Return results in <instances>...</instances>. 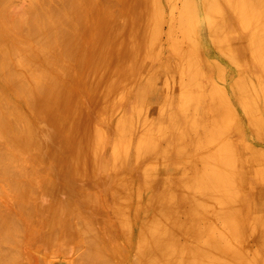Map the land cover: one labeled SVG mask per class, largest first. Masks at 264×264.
<instances>
[{
  "label": "rangeland",
  "instance_id": "374dc122",
  "mask_svg": "<svg viewBox=\"0 0 264 264\" xmlns=\"http://www.w3.org/2000/svg\"><path fill=\"white\" fill-rule=\"evenodd\" d=\"M9 1L7 0V9L11 8L12 10V7H14V9L18 7V10H25L32 2L34 4L35 0H12L14 3L13 5H11L12 2ZM49 1L52 3V0ZM49 1L47 0L48 5ZM94 1L99 7L104 3L102 0ZM131 1L132 0H113L112 3L114 2V4H109L108 11L111 17L108 16L109 19L107 18V20H114L118 14H120V18L123 14V18L118 19L117 24L115 23L117 25V28H115L118 31V27L122 25V22L126 21L125 18L129 15V21H131L130 15H133L131 21L133 23L129 22V25L132 24L131 30L134 31V33H132L130 29H127L128 22H126L125 25L123 23L120 27V29H123L121 30L122 35L119 30L120 35L117 34L118 32H115L116 35H119L116 36L118 38L115 39V36H112L114 38L111 37L107 40L109 44L107 41L104 42L105 44L107 43L108 49L103 43L102 45L104 47H102V45H100L101 41L98 39L100 35L99 32H101L102 29L98 31H94L91 28L86 30V27L82 26L83 30L79 29L81 32H77L78 35H83L80 38L81 41L83 39V43H80L81 50L88 52L93 50L94 52L97 51V53H100L102 48L101 55H103L106 50L105 55L107 59L110 58L109 55L112 56L110 58L111 60H108L110 63L112 61L114 63L111 64L109 68L103 70L102 68L104 66H101V77L99 75V77L97 76L94 78L95 81L93 80L89 83L88 79L90 78L87 76L88 74H86V67H88L87 61L82 62V64L80 62L81 60L77 62V54L71 58L72 60L69 59L70 61H67L68 59L63 60L61 57L58 58L61 60H59L60 63L65 64L67 62L66 64L68 65L61 64V67L51 69V71L49 70V74H53L55 79L66 85L68 83V85L65 86L67 91H69V104H71L69 113L74 111V115L70 114V116L73 115L71 120L75 118L81 120L82 124H78L77 127L81 130H85L89 135L81 149L76 147L77 142L80 141L78 136L73 133L74 136L71 135V133H67L68 130L63 124L60 127L62 130L59 129L61 131H56L55 127L51 125V121L48 122L44 120L45 117L43 113L39 112L40 115H43V117L42 115L39 117V114L28 105L26 106L30 109L23 105L27 104V101L25 100L26 103H22L24 100H21L22 97L20 99V95L19 98L17 97L18 94L11 98V101L14 100L12 103H15L16 107H21L22 113L24 112V122L27 120L25 125H29L28 127H30L25 129L26 126L22 123L24 128L20 126L19 130H27L29 137H32L31 142L27 141L31 147H24L27 143L24 139L25 142L23 141L21 143V145L24 143V146L18 148V145L15 149L13 141L9 139L5 140V137L0 138V143L2 142V144H0V151H5V157L7 156L5 160V164H7L6 173L9 175V172H15L22 175V177L18 178V185H12L10 180L6 177V174L0 177V207L2 210L9 213L12 212L10 214L15 221H19V223L16 222L17 225L14 224V239H16L13 241V246L16 251L14 253L17 254L18 263L80 264L93 255L103 257V254L116 255L117 257L120 255L123 258L124 255L122 254L124 250L125 254L128 248H126L128 245L125 240L126 238L124 236L122 237L124 234H122V232L126 233L123 224L124 221L134 218V220L137 219V223H140L142 220L141 217L145 216V220L149 223V237L154 234L160 239L155 246H153L149 240L147 243L149 245L148 254L150 258L154 257L156 261H158L156 256H161L163 252L166 251V248H172L174 252L172 263L170 260L168 261L169 257L166 258V261H168L167 264H173L175 257L182 253L179 247L185 245L196 248L198 241L205 237L206 232L204 230H210V232L213 233L214 224H216L219 227V229H216L219 230L218 235H220V237L230 238L228 240L233 239L232 241H228L227 238H222L223 241L221 242L222 244H219L220 247L228 249L229 253L234 255V258L239 257L242 264H246L247 262L255 264L253 261L255 262L256 258L262 260L263 262L261 264H264V237L261 238V243L260 234H258V231L264 230V167L257 168L253 164L255 155L248 147L250 143L249 140L252 136L248 130L246 131L244 123L238 126L236 122L237 118V121L240 120L239 117H241L243 113V100L239 89L230 80L229 67L227 66L229 65L233 72L237 70L241 76L253 74L252 83L247 85V89L251 90L252 87L257 89V79L261 77L259 76V64L256 61L253 62V57H249L251 53L249 54L247 42L248 38L251 36L249 34L250 31L246 29V31H243L241 29L243 27L240 21L236 19V15H229L221 0H217L220 7H223V11L221 12L219 9L220 7L217 5L219 7V12L223 13V16L225 14L224 17H221L222 19L224 18L223 20L225 22L223 21V23H225V25L222 24V19L219 14L217 17L219 16L218 18H220L221 21L217 18L215 23H219L220 27L218 28L217 25L215 26L218 30L220 29V31L223 29L226 36L232 39V47L234 46L237 48L235 51L238 52V57H235L234 60L239 64L234 63L239 65L238 67L240 68L235 69L237 66L234 64V66H236L234 68L230 65L227 59L220 55L219 49L214 48L213 45L203 37L202 32L205 25L202 24L201 19H198V14H196L194 18L185 15L182 0H148L150 3H146V0L145 2L144 0H134L135 3L137 2L136 4ZM43 2L47 3L44 0ZM55 2H57V0ZM140 2L141 4H139ZM157 2H159L161 8H159V6L157 7ZM9 3L11 5L10 7ZM38 3L41 4L40 1ZM54 3L51 5H54ZM105 4L108 6V3ZM142 4L146 7H143ZM154 4L155 6H153ZM150 5L153 7L150 8ZM112 6L114 7L111 9ZM155 7L157 10H155ZM114 8L117 11L113 10ZM137 8L141 9V12H136ZM144 8L148 9L146 10ZM144 10H146V12ZM111 11L112 13L114 11L117 13H114L116 15L115 17ZM154 11L158 12L154 13ZM21 12L22 11H20V13ZM144 13L146 14L144 15ZM148 14L152 16L148 17ZM155 14L157 17H155L156 19L153 17ZM143 16H146L145 18L147 19L149 18V21L144 19ZM151 17L153 21L154 19L157 20V25L155 22H153L154 24L151 22ZM121 19H124V21L122 20L121 24L118 26V22L119 20L121 21ZM158 19L161 22L158 21ZM139 20H141L140 24L138 23ZM178 20H181V26H179L180 21L178 23ZM114 21H116V19ZM146 22L149 23L147 24L149 28L146 26L148 29L146 30L147 32H144L143 29H146L144 26ZM154 26H157L156 29ZM128 28L130 27L128 26ZM151 28H154V30L152 29L153 31H149ZM224 28H226V30ZM92 31H94L95 35H93L94 33ZM126 32H131L133 36L131 33L127 34ZM144 33H154L153 36L155 37L145 35V38ZM247 34L250 36L246 37ZM127 35L136 39V42L133 40V42L137 44L133 43L136 47L134 48V45L131 48L135 50L139 47L137 50L139 52H137V54L135 53V55L133 54L134 52L130 53V51H132L130 49L132 45L130 42L132 40L128 38L129 36L127 38L130 40L126 39ZM121 36L122 39L120 40L119 38ZM142 37H144L143 40H147V43L144 41L146 44L143 42ZM111 39H113V41H111ZM245 40L247 42H245ZM115 43L118 47L121 45V48L118 50L114 49L116 46H114ZM143 43L145 49H143ZM222 43L219 44V47L225 50L227 44ZM117 46L116 48H118ZM98 49H100V51ZM198 49L200 50L198 51ZM114 53L118 54V57H115ZM132 55H134V57ZM239 57H241V59ZM115 58H117L116 60L119 64L115 62ZM205 58L209 59V61L204 62L203 59ZM242 58L245 59L246 62ZM127 59H129V61ZM109 62H106V65ZM79 63L81 65H79ZM114 64L115 66L112 68ZM207 64L209 66L211 64L218 69L220 72L219 80L214 79L213 71L209 69L211 66L208 67ZM246 65L249 68H246L248 70L245 69ZM68 66H70V68ZM241 66H243V68ZM59 68L65 69V72L69 69L67 73L68 76L71 75V78L67 77V73L63 74L64 71L62 74H59L61 70L56 73L55 70ZM70 70H73L72 74H69ZM60 75L63 77L66 75V78ZM110 75L112 78H110ZM107 80L109 81L107 82ZM92 85H94V87ZM183 87H188V92L182 91ZM189 88L191 89L189 90ZM119 90L120 92H117ZM84 91H86V93H84ZM13 95L15 94L13 93ZM104 96H106V98H104ZM217 96L226 97L229 105L233 108V126L229 129L226 128L223 123L220 110L214 108L218 106L215 102ZM102 98H104V100ZM263 106L264 104H261L262 113L264 114ZM49 107V105H46L45 108L49 109ZM72 107H76L77 109L75 108V110ZM19 130H13V140L15 132H18L16 133V135L18 134L17 136L21 135L22 137L23 132L20 133ZM1 139L4 140L5 144ZM9 142L14 145L12 149L9 147L11 146ZM4 145L8 147V149ZM222 145L224 147L235 145L237 154L248 161L247 166L244 168H248V166L251 165L249 171H252V173L247 176L246 183H244L248 188V192L246 196H242L239 207L230 221L226 222L225 225H223L225 222H222V224L219 219L218 221L217 219H198L196 214L194 217L189 213L191 209L186 207L184 203L182 204L183 201L181 202L180 200V198L184 197L187 191H189V180H191L192 177L198 178L201 174L206 173V160L212 157V155L214 156L216 153H219L222 150ZM39 148L40 150L38 151ZM10 149L11 151L14 150L11 152ZM33 149L34 151L36 150L35 153ZM13 155L15 157H13ZM203 168L205 170H203ZM126 174L129 175L126 176ZM131 174H133V177ZM100 176H103V179H100ZM131 178L132 180H130ZM98 179L100 181L98 182L100 186H97L96 183ZM111 180L113 181L112 185L109 184ZM237 180L238 184H241L240 176L237 177ZM63 183L65 184L63 185ZM77 184L84 186H79L78 188ZM90 184H92V188H90L91 186L89 187ZM113 185H115V187ZM110 187L112 189H109ZM63 189L64 192H62ZM79 189H81V191H79ZM13 192L14 194H12ZM11 194L14 197H12ZM15 195H17V198ZM1 197L6 198V200ZM136 200L140 202V204ZM17 201L19 204H16ZM54 203L56 204L53 205ZM16 205H18V207ZM132 205H134V207ZM165 205L177 207V210L172 214L171 218H169L166 213ZM187 208L189 212L186 211ZM19 211H22L21 213L24 214L23 217H20L21 214L18 215L20 213ZM123 211L125 213H123ZM128 213L132 215V218ZM16 215H18V218ZM50 215H54V219ZM191 217H194L195 220ZM43 219L44 221L42 223L41 220ZM45 220H48L50 223L45 224ZM36 221L38 222L36 223ZM33 222L35 224H33ZM243 222L245 225L244 230L242 228ZM53 223L55 224L52 225ZM25 224L29 226L26 227ZM42 224L44 226H42ZM192 226L197 231L189 232L188 229ZM23 227H25V229H23ZM43 227L45 230H48L45 231ZM50 227L51 229L53 228L52 231ZM222 230L223 232H221ZM224 233L228 236L224 235ZM113 235L117 238L115 236L113 237ZM200 236L202 237L198 238ZM223 242L227 244V247H225ZM87 244L90 248L87 247ZM122 245L124 247H122ZM114 247L116 249L115 252L113 250ZM117 249L118 252H116ZM77 251L80 252L78 253ZM193 258L195 257L193 256ZM156 261H152L153 264H155ZM159 263H161V260Z\"/></svg>",
  "mask_w": 264,
  "mask_h": 264
},
{
  "label": "bare ground",
  "instance_id": "6f19581e",
  "mask_svg": "<svg viewBox=\"0 0 264 264\" xmlns=\"http://www.w3.org/2000/svg\"><path fill=\"white\" fill-rule=\"evenodd\" d=\"M39 1L41 2V4L38 3ZM39 1L35 0L34 4L32 2V4L28 8H26L25 10L24 9L18 10L19 9L18 7H17V9H14V7H12V10H11V8L7 9V0H0V138L5 137V140L9 139L10 141H13V144L15 146L10 142H9L10 144L8 143L9 145L12 146V147L9 146L11 149L13 148V146H14V149L17 148L18 145H19L18 148H20V146H24V143L21 145V143L24 141V139L26 142L32 141V137L31 136L29 137L28 131L25 130L26 128H30V127H28L29 125L28 126L25 125V122L27 120L24 122V120H25V118L23 116L24 112L22 113L21 107H16L15 103H12L14 100L11 101V98L16 96V94H18V96H17L18 98L20 95V99L22 97V99H21L22 101L23 100L27 101V104H23V105H25V106L28 105L31 109H33L35 112H37L39 114V117L42 115V114L40 115L39 112L43 113L44 117H45L44 120H47L48 122L51 121L52 122L51 125L55 127L56 131L61 129L60 127L63 124L66 127V129L68 130L67 133H71V135L76 134L78 136V139L80 140L79 142H77L76 147L78 149H81L89 135L87 134V132L85 130H81L80 128L77 127L78 124H80L82 122L81 120H77L76 118L72 119L74 121L71 120L72 116L74 115L73 114L74 111H71V113H69V107H71V104H69L70 103L69 91H67V89H66V86L68 85V83L66 85L65 83H62L61 81H58L57 79H55L53 77V74L52 75L49 74L50 73L49 70L51 71V69L61 67L62 65H65L67 63V62L65 64L60 63L61 60L58 58L61 57L63 60L68 59L67 61H70L69 59H71L74 55L76 56V54H77V62L81 60L80 62L82 64V62L87 61L86 63L88 64V67H86L87 73L86 72L85 73L88 74L87 76H89V78H90V79H88L89 83H91L95 77H97V76L99 77V75L101 77L102 76V74H101L102 73V71H101L102 67L101 66L102 65L104 66L102 68L103 70H106L107 68H109L110 65L114 63L113 61L110 63L108 60L112 56L109 55L110 58L107 59V56L105 55V51H106L105 48H104V50H105L104 54L101 55L100 54L102 51L101 47H100L101 51H100V49H98L100 51V53L99 52L97 53V51L94 52L93 50L90 52L81 50L80 49V43H83L82 42L83 39L81 41L80 38L83 35H78L77 32L79 31V29H82V26L83 27L85 26L86 30H89L90 28L94 31H98V30L102 29V31L99 32L101 37H100V35L98 37V39L101 41L100 45H102V43L105 44L104 42L109 40L112 36H115V39L118 38L116 36H119L122 33L121 30H123V29L122 28L120 29V27L123 25V23L125 25V23L128 22L127 24L130 28H128V26H127V29L131 30L132 29L131 23H133L131 21H132L133 15L132 16L130 15L131 21H129V19H130L128 17L129 15L127 16L128 19L124 17L126 19V21H124V19H121V21L119 20L118 26H119V24H121L122 20L124 22H122V25H120L118 27V31H117V29H116L117 28L116 27L117 26L116 25L117 20L120 18H123L122 17L123 14L119 18L120 14H118V16H116L115 14H117V13H115V11L112 13V11H111L113 16L114 17L116 16V18L113 17L114 20L116 19V21H114V20L108 21L107 20L108 16L111 15L110 12L108 11V7H109V4L111 5L113 0H102V1H104V3H102L100 5V7H99V5H97V3L94 0H57V2H55L56 0H54L55 3L52 0V3H54V5H51L52 3L49 0H48L49 5H48L47 0H44L47 3L43 2V0H39ZM150 1L146 0V3H148V2L150 3ZM155 1H159V0H155ZM9 2H12L11 5L14 4L12 0H10ZM131 2L133 3L134 0H132ZM131 2L130 3L128 2V3L132 4ZM144 2H145V0H144ZM221 2L226 7V11L228 12L229 15H231V14L233 16L236 15V19H238L240 21V23L243 27L241 29L243 31H246V30L250 31L249 34L251 36L248 34L246 35V37L250 36V38H248V42L245 40V42H247V46H248L247 48H248L249 54L251 53V55H252V56L249 55V57H253L252 58V60L254 59L253 62L256 61L259 64V73H260L259 76L261 78L257 79V89L255 87H252L251 90L247 89V87H248L247 85L249 83H252V79H253L252 75L253 74L247 75L245 73L246 75L241 76L237 70L233 72L231 70V67L229 65H227V66L229 67L230 80L239 89V92H240V94L242 96V100H243V107H242L243 113H242V116L239 117L240 120L237 121V119H238L237 118L236 122H237L238 126L242 125L244 123L246 126V131L248 130L250 135L252 136V138L249 140L250 143H249L248 147L250 150L253 151V153L255 155V157L253 158V162H254L253 164L257 168L258 167L262 168V166L264 167V114L262 113V109H261V104H264V84H263L264 83V81H263L264 80V78H263L264 77V0H221ZM105 3H108V6ZM157 3H158V5H157V7H158L159 2H157ZM182 3H183L182 6L184 9L185 15L192 16V18H194V17H196V14H198V16H199L198 19H201L202 24L205 25V28L203 29V32H202L203 37L211 45H213L214 48L219 49L220 55L222 57L226 58L230 65H232L234 68L236 66L238 67L239 65H237V64H239V63L235 62V60H234L235 57L236 58L238 57V52L235 51V50H237V48L234 46L232 47V45H231L232 39H230L228 36H226V33L223 29H221V31H220V29L219 30L217 29V27L218 28L220 27L218 21H217L218 24L215 23L219 16H220V18L225 16V14L223 16V13L219 12V9L221 12L223 11V9H222L223 7H220L218 1L217 0H182ZM38 4H40V5H38ZM113 4H114V2L112 3V5ZM139 4H141V2ZM11 5L9 3V7ZM55 5H57V6H55ZM142 5H143V7L145 6L144 4H142ZM212 5L215 7V9ZM153 6H155V4ZM153 6L150 5V8ZM19 7H21V6H19ZM113 7L114 6H112L111 9ZM134 7H135V5H134ZM21 8H24V7H21ZM159 8H161V7L159 6ZM159 8H158V10H159ZM13 9H14V11H13ZM127 9H128V7H127ZM130 9H131V7H130ZM144 9H146V8H144ZM7 10H9V11H7ZM113 10H116V9L114 8ZM146 10H144V11L146 12ZM155 10H157V8ZM20 11H22L21 12L22 14L20 13ZM138 11L141 12V9L137 8L136 12H138ZM15 12L20 13V14H17ZM127 12H128V10H127ZM155 12H158V11H154V13ZM12 13H14V14H12ZM149 13H150V10H149ZM126 14H129V13H126ZM145 14L146 13H144V15ZM152 14H153V12H152ZM139 15H140V13H139ZM217 15H219V16L217 17ZM150 16H152V15L150 14ZM150 16L148 14V17H150ZM145 17L143 16L144 19H147ZM153 17L155 18L156 14ZM220 18H218V19L220 20ZM151 19L150 20L152 23L157 22V20H155V19L153 21L152 17H151ZM223 19H222V24L225 25V23H223V21H224ZM227 19H225V20H227ZM140 21L141 20H139V22H138L139 24H140ZM147 21H149V18L147 19ZM158 21H160V20L158 19ZM179 21H180V25L179 24L178 25L181 26V24H182L181 20H178V23H179ZM129 22H131L130 23L131 25H129ZM139 24H138V27H139ZM147 24H149V23L146 22V24L145 25L143 24V25L145 27L147 26L149 28V26ZM157 24L158 23H156V25ZM215 25H217V27ZM229 25H231V24H229ZM134 26H135V24H134ZM144 26H142V27H144ZM147 27H146V29H143L144 32L148 29ZM154 27L156 29L157 26H154ZM152 29L154 30V28H151V29H149V31H153ZM224 29L226 30V28H224ZM119 30H120V34H119ZM94 31H92V32L94 33ZM79 32H81V31H79ZM115 32L116 33L118 32L117 34H119V35H116ZM130 33L131 32H129L127 34H130ZM132 33H134V31H132ZM93 35H95V33ZM145 35H151V37H155V36H153L154 33L153 34L152 33L151 34L150 33H148V34L144 33V36ZM132 36H133V34H132ZM127 37L132 40L130 42V43H132L131 46L128 43L130 46V49H131L136 44L135 43L136 39L135 38L133 39V37H130V35H127L126 39H128ZM147 37H150V36H147ZM112 38H114V37H112ZM143 38L144 37H142V40H143ZM145 38H146V36H145ZM187 38H188V36H187ZM119 39L121 40L122 36ZM130 39H128V40H130ZM133 40L135 42H133ZM111 41H113V39H111ZM117 41H116V43H117ZM144 41H146V43H147V40L144 39L143 42ZM153 42H154V40H153ZM222 42L224 44H227L226 45L227 48L225 50L223 48L219 47V44ZM116 43L114 44V46L115 45L117 46ZM119 43H121V42H119ZM133 43H135V44L133 45ZM144 43H143L144 48L142 47L143 49H145ZM108 44H109V42H108ZM173 44H174V42H173ZM136 45L134 46V48L136 47ZM83 46H84V44H83ZM107 46L108 45L106 43L105 47H107ZM116 46L114 47V49L118 50L121 48V45L119 47L117 46L118 48H116ZM129 46H128V48H129ZM102 47H104V46L102 45ZM179 47H178V49L180 50ZM84 48H85V46H84ZM111 48H113V47H111ZM138 48L135 49L136 51L134 49L133 50L131 49L132 51H130V49H129V51H130V53L134 52L133 54L135 55V53L137 54V52H139V51H137ZM107 49H108V47H107ZM199 50L200 49H198V51ZM115 52H116V50H115ZM178 54H179V52H178ZM243 54H245V53H243ZM117 55L118 54H115L114 56L118 57ZM134 55H132V56L134 57ZM182 56H183V54H182ZM201 57L203 58L202 55H201ZM239 58L241 59V57H239ZM116 59L117 58H115V62H117ZM245 59H246V57H245ZM245 59H243V60H245ZM127 60L129 61V59H127ZM182 60H184V59H182ZM203 61L204 62L209 61V59L205 58V59H203ZM106 62H109V63L106 65ZM234 62L237 64H235ZM245 62H246V60H245ZM69 63H71V62H69ZM81 64L79 63V65H81ZM234 64L236 66H234ZM66 65H68V64H66ZM114 66H115V64L112 65V68H114ZM207 66L208 67L211 66L209 69L213 71L214 79L219 80L220 72L218 71V69L211 64H210V66L207 64ZM246 66H245V69L248 68V66L247 67ZM65 67H67V66H65ZM68 67L70 68V66H68ZM237 67L235 69L240 68V67H238V68ZM241 67L243 68V66H241ZM248 69H246V70H248ZM59 70H61L60 71L61 73L59 72ZM68 70H67V72H68ZM240 70H242V69H240ZM63 71H64L63 74L67 73V72H65V69L59 68L58 70L57 69L55 70V72L56 73L59 72V74H62ZM72 72H73V70H70L69 74L70 73L72 74ZM86 74H85V77H86ZM256 74H254V75H256ZM66 75H67V77L71 78V75L68 76V73ZM66 75H64L65 78H66ZM73 75H74V73H73ZM50 76H52V77H50ZM61 77H63V76H61ZM110 78H112V76ZM254 80H256V79H254ZM108 81L109 80H107V82ZM89 83H88V85H89ZM92 84H94V83H92ZM243 84H244V87H243ZM92 86L94 87V85H92ZM124 86H126V85H124ZM250 86H252V85H250ZM190 89L191 88H189V90ZM182 91L188 92V87H183ZM117 92H120V90ZM117 92H115V93H117ZM13 93L15 95H13ZM84 93H86V91H84ZM98 94H99V92H98ZM106 94H108V93H106ZM115 97H114V99H115ZM104 98H106V96H104ZM104 98H102V99L104 100ZM112 98H113V96H112ZM13 99H15V98H13ZM119 99H121V98H119ZM24 101L22 103H26V101L25 102ZM107 101H108V99H107ZM118 101H120V100H118ZM215 102L218 106H215L214 108L220 110V114L222 116L223 123L225 124L226 128L229 129L230 127L233 126V119H234L233 108L229 105V102L227 101L226 97L217 96ZM46 105L50 106L49 109L45 108ZM73 105H76V104H73ZM21 106H22V104H21ZM30 108H28V109H30ZM72 108L75 109L76 107H72ZM72 108H71V110H72ZM30 113H31V111H30ZM70 114H73V115L70 116ZM42 117H43V115H42ZM22 123H24V125L26 127L24 130L21 129L22 130L21 131V130H19V127L20 126L23 127ZM48 125H50V124H48ZM13 130H19L20 133L23 132L22 137H21V135L17 136L18 134L16 135V133H18V132H15L14 136L16 138L14 137V140H13L12 139L13 133H14ZM61 130H59V131H61ZM94 133H95V131H94ZM17 138H20V139H17ZM1 140L4 143V140L3 139H1ZM28 143L29 142H27L24 147H27V148L29 146L31 147V145H29ZM0 144H2V142ZM32 147H35V146H32ZM6 148L8 149V147H6ZM35 148H37V147H35ZM11 149H10V151H11ZM221 149L222 150L219 153H216V155H214V156L212 155V157H209L206 160L205 166H206L207 170H206L205 174H201V172H200V174H201V175L199 174L200 177H198V178L192 177L191 180H189L190 181L189 187H188L189 191H187V193L184 195V197H181L180 200H181V202L183 201L182 204L184 203V205H186V207L191 209L190 212H189L188 208L186 211H188L194 217L196 214V217L198 219H208V220L209 219H212V220L217 219V221L219 219L221 221L220 223L225 222L224 224L222 223L223 225H225L226 222L230 221L231 217L234 215L237 208L239 207L242 196H246V194L248 192V188L245 186L246 184H244V183H246V178L249 174L252 173V171H249L251 165H249L248 168H244L247 166L248 161L245 158L243 159V157H240L239 154H237V152L235 150V145H233V146L228 145L226 147L223 146ZM39 150H40V148L38 149V151ZM45 150H46V148H45ZM33 151H34V149H33ZM4 152H2V150L0 151V177L5 176V174H6V177L10 180L12 185H18L17 184V181H19L18 178L22 177V175L19 173H15V172H11V173L9 172V175L6 173L7 164H5V160L7 159V156L5 157L6 153H4ZM35 152H36V150L34 151V153ZM13 157H15V156L13 155ZM203 170H205V169L203 168ZM202 173H204V172H202ZM129 174H126V176ZM34 175H36V174H34ZM131 176L133 177V174H131ZM238 176H240L241 184H238V180H237ZM102 177L100 176V179H103ZM96 180H94V181H96ZM122 180H124V179H122ZM130 180H132V178ZM79 181H81V180H79ZM126 181H127V179H126ZM5 182H7V181H5ZM98 182H100L99 179L96 183H97V186L98 185L100 186V184ZM112 183H113V181L111 180V182L109 184L112 185ZM64 184L65 183H63V185ZM77 185H78V188H79V186L80 187L84 186V185L81 186L79 184H77ZM91 185L92 184H90L89 187ZM113 186L115 187V185H113ZM85 187H86V185H85ZM92 187L93 186H91L90 188H92ZM111 187L109 189H112ZM141 187H144V186H141ZM15 188H17V187H15ZM65 188H66V186H65ZM138 188H139V186H138ZM2 190H3V188H2ZM73 190H74V188H73ZM79 191H81V189H79ZM14 192L12 194H14ZM62 192H64V189L62 190ZM127 192H128V190H127ZM132 192H133V190H132ZM89 193H90V191H89ZM69 194H70V192H69ZM17 195H15L16 198H17ZM146 195H147V191H146ZM12 197H14V196L12 195ZM4 199L6 200V198H4ZM15 200H17V199H15ZM19 202H21V201H19ZM25 202H26V200H25ZM25 202H24V205H25ZM58 202H59V200H58ZM17 203H18V201L16 202V204ZM134 203H136V202H134ZM138 203L140 204V202H138ZM55 204L56 203H54L53 205H55ZM58 205H59V203H58ZM127 205H128V203H127ZM1 206H2V204H1ZM16 206L18 207V205H16ZM132 206L134 207V205H132ZM41 208H42V206H41ZM43 208H44V206H43ZM60 208H61V206H60ZM75 208H76V205H75ZM176 208L177 207H175L173 205H165V210H166V213L168 214L169 218H171L172 214L177 210ZM38 209L41 210L40 208H38ZM10 210H11V208H10ZM10 210H8V211H10ZM56 210H57V208H56ZM137 210H138V207H137ZM16 212H17V209H16ZM21 212L18 215L21 214L20 217L21 216L23 217L24 214H22ZM10 213H12V212H10ZM10 213L5 211V210H2L0 207V264H19L17 261V254L14 253L16 251H15L14 246H13V241L16 239V238L14 239V233H15L14 224H16V222L19 223V221L18 220L15 221V219L13 218V216ZM14 213H15V211H14ZM123 213H125V212L123 211ZM25 214H26V212H25ZM131 214H132V212H131ZM18 215H16V217ZM54 215H55V213H54ZM54 215H50V216H52L54 219ZM26 216H27V214H26ZM130 216L132 218V215H130ZM194 217H191V218L194 219ZM126 218H128V217H126ZM141 218H142V220L140 221V223L139 222L137 223V219L134 220V218L128 219L127 221H124V223H123L126 233L122 232V234L124 233L122 235V237L124 236L126 238L125 240L128 243V245L126 246V248L128 247L126 250V253L124 254V252H125V250H124V252L122 254V255H124L123 258L120 255L117 257L116 255L114 256L111 254L110 255L109 254H107V255L103 254L104 255L103 257H100L99 255H96V256L93 255L89 259H87V260L85 259L86 260L85 262L82 261V263H80V262L79 263L80 264H109V263H113V264H153L152 261H154V260L156 261V259L154 257L150 258V255L148 254L149 245L147 243L149 240L151 242V244L153 246H155V244L158 241H160V239L157 238V236L154 234L149 237V230H150L149 229V223L147 220H145V216L141 217ZM38 221H36V223ZM41 221L43 223L44 219ZM149 222H150V220H149ZM47 223H50V222L47 220L45 224H47ZM33 224H35V223L33 222ZM54 224L55 223H53L52 225H54ZM235 224H237V223H235ZM28 226L29 225H26V227H28ZM42 226H44V225L42 224ZM214 226L215 227L213 229V233H211L210 230H208V231L204 230L206 232L205 237L204 238H201L202 236L198 237L201 239L200 240L197 239L199 241L196 245V248L195 247H193V248L188 247L185 245L182 247H179V249L182 253L180 255L178 254V256L175 257L173 264H242V261L239 257L234 258V255L230 254L228 249H223V247L219 246V244L223 241L222 238H227V237H220V235H218L219 230L216 229V228L219 229L218 225L214 224ZM244 227H245V225L243 222V227H242L243 230H244ZM45 228H46V225H45ZM45 228H44V230H45ZM201 228L203 229L202 226H201ZM23 229H25V227H23ZM50 229H51V227H50ZM52 229H51V231H52ZM47 230H45V231H47ZM224 230H225V228H224ZM188 231L189 232H191V231L195 232L197 230H195V228L192 226V227H189ZM221 232H223V230ZM44 234H45V232H44ZM258 234H260L259 235L260 236V242L262 243L261 238L264 237V230L258 231ZM224 235H226V233H224ZM114 236L115 235H113V237ZM117 236H118V234H117ZM226 236H228V235H226ZM231 237H232V235H231ZM228 239H230V238H227V240ZM232 240L233 239L228 240V241H232ZM90 242H92V241H90ZM116 242H117V239H116ZM46 244H47V242H46ZM223 244L225 245V247H227L226 246L227 244H225V242H223ZM231 244H232V242H231ZM19 245H20V243H19ZM87 247L90 248L89 245ZM122 247H124V246L122 245ZM122 247H121V249H122ZM229 247H231V246H229ZM113 250L115 252V250H116L115 247ZM172 250H173L172 248H166V251L163 252V254L161 256H156V258H158V261H156L155 264L156 263L167 264V262L169 260L172 263L173 253H174ZM111 252H113V251H111ZM116 252H118V249ZM90 254H92V253H90ZM193 256L195 258H193ZM167 257H169L168 261H166ZM84 258H85V255H84ZM160 260H161V263H159ZM262 262L263 261L258 260V258L255 259V262L253 261V263H255V264H261ZM246 264H252V262H247Z\"/></svg>",
  "mask_w": 264,
  "mask_h": 264
}]
</instances>
